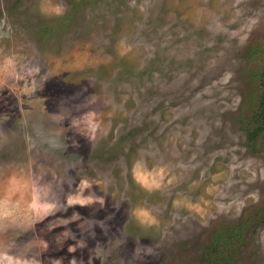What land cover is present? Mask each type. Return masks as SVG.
Returning <instances> with one entry per match:
<instances>
[{
	"label": "rangeland",
	"instance_id": "374dc122",
	"mask_svg": "<svg viewBox=\"0 0 264 264\" xmlns=\"http://www.w3.org/2000/svg\"><path fill=\"white\" fill-rule=\"evenodd\" d=\"M263 95L264 0H0V264H264Z\"/></svg>",
	"mask_w": 264,
	"mask_h": 264
},
{
	"label": "trees",
	"instance_id": "16d2710c",
	"mask_svg": "<svg viewBox=\"0 0 264 264\" xmlns=\"http://www.w3.org/2000/svg\"><path fill=\"white\" fill-rule=\"evenodd\" d=\"M261 110H262V112H264V95H263V98H262V100H261ZM239 232H242V229L241 228H239V230H237L236 232H233V231H231V233L233 234V235H238L239 234ZM225 237H226V235H225V233H220V234H216L215 233V236L213 237V240L215 239V240H224L225 239ZM218 244V243H217Z\"/></svg>",
	"mask_w": 264,
	"mask_h": 264
}]
</instances>
